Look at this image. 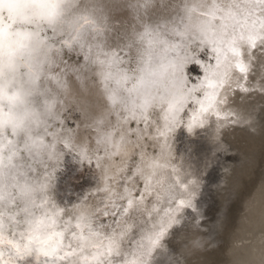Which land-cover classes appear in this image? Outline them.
<instances>
[{"label":"snow or ice","instance_id":"6c2138e0","mask_svg":"<svg viewBox=\"0 0 264 264\" xmlns=\"http://www.w3.org/2000/svg\"><path fill=\"white\" fill-rule=\"evenodd\" d=\"M260 56L264 0H0V264H152L199 212L173 144Z\"/></svg>","mask_w":264,"mask_h":264},{"label":"bare ground","instance_id":"6f19581e","mask_svg":"<svg viewBox=\"0 0 264 264\" xmlns=\"http://www.w3.org/2000/svg\"><path fill=\"white\" fill-rule=\"evenodd\" d=\"M254 65L255 79L250 82L259 87L258 82L264 76V56L254 61ZM257 93L263 96L259 107L245 100L247 95L242 93H229L228 104L221 106V116L239 112L244 121H249L250 128L235 132L232 137L239 154L229 172L213 227L186 235L176 245L182 252L178 262L168 261L174 250L163 243L152 264H264V95ZM221 123L212 118L209 127L213 136L222 132ZM172 168L181 174L204 170L196 158L184 156L175 143L165 174L171 173ZM78 194L71 189L60 192L65 198ZM202 214L199 210L194 216ZM184 215L181 214L180 220Z\"/></svg>","mask_w":264,"mask_h":264},{"label":"rangeland","instance_id":"374dc122","mask_svg":"<svg viewBox=\"0 0 264 264\" xmlns=\"http://www.w3.org/2000/svg\"><path fill=\"white\" fill-rule=\"evenodd\" d=\"M244 99L251 101L256 107L263 104V96H258L257 92L250 96L247 95ZM248 123L249 121L246 120L236 126H226L222 129V132L214 136L208 125L204 130H199L197 135L192 137L180 136L175 142L176 148L181 149L184 156L196 158L197 161L210 157L213 158V165L210 169L199 172L202 179L196 198L199 197L200 199L199 210L203 214L197 218L194 216L195 213L192 216L185 214L179 221L181 225L179 230L165 239V244L174 250L168 259L169 262H178L181 259L182 252L178 250L179 247L176 245L183 241L186 235L188 237L191 232H205L208 230V224L213 218L220 194L224 193L226 179L238 158L239 153L232 137L235 132L249 129ZM217 136L223 142L222 148L226 151H220L221 149L217 148ZM69 193L71 194V192Z\"/></svg>","mask_w":264,"mask_h":264},{"label":"water","instance_id":"95a60500","mask_svg":"<svg viewBox=\"0 0 264 264\" xmlns=\"http://www.w3.org/2000/svg\"><path fill=\"white\" fill-rule=\"evenodd\" d=\"M228 177H229V176H228ZM228 177H227V179H228ZM227 179H226V182H227ZM225 188H226V187H225ZM220 195H221V196H220L219 201L217 202V205H216V208H215V211H214L213 218L211 219V221H210L209 224H208V230L210 229V227H213L214 220H215V218H216V216H217V214H218L217 209H219L220 205L222 204V202H221V198L224 196V194L221 193ZM222 195H223V196H222ZM223 211H224V213H225V210H223ZM208 230H207V231H208Z\"/></svg>","mask_w":264,"mask_h":264}]
</instances>
